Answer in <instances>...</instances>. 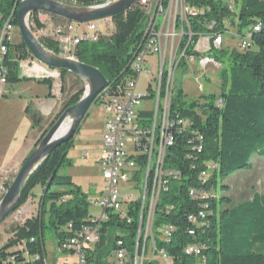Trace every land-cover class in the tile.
I'll return each mask as SVG.
<instances>
[{"label":"trees","instance_id":"1","mask_svg":"<svg viewBox=\"0 0 264 264\" xmlns=\"http://www.w3.org/2000/svg\"><path fill=\"white\" fill-rule=\"evenodd\" d=\"M19 1L17 0L16 5V0L0 1V24L14 7L13 23L14 26L17 25L16 10ZM58 1L92 6L105 0ZM188 1L210 6L208 11L190 19L193 41L199 35L212 31L217 32V38L223 43L222 34L225 33V39L236 38L239 49L227 52L228 47L220 46L208 51L209 54L217 51L214 53V60L218 64V54L226 55L229 62L228 70L220 75L217 94L201 95L184 106L178 103L181 91L173 97L171 116L179 115L187 119L189 128L176 134L173 144L167 148L166 167L178 170L181 175L177 180H171L167 191L160 194L153 222L154 234L159 233L158 229L162 225H172V237L166 243L159 242L156 238L155 241L165 249L171 264H264V193L254 192L250 199L230 204L221 211L217 210L218 200L215 194L218 179H226L241 169L249 170L250 160L254 155L264 158V0H233L234 10L227 7V0ZM52 18L54 21L65 22L57 17ZM207 21H215L218 25L208 29ZM224 21H228V24H223ZM111 22L114 32L109 37H100L96 42L81 41L71 51L75 60L98 69L108 81L106 90L109 93H112L116 82L123 83L128 64L143 35L145 16L137 5H132L125 12L112 16ZM256 25L258 28H254ZM228 26H233L234 30L231 31ZM39 28L41 25L37 23L34 28L31 27V31ZM245 34H249L248 47L242 49L238 45L237 36ZM38 40L44 48L59 55L57 42L53 38L40 37ZM187 49H190L188 54H191L192 45ZM16 53H19L20 58L32 56L22 40L17 44L8 43L3 56L8 68L7 83L20 79L18 65L11 57ZM181 64L185 63L182 61ZM59 70L62 76L71 74L64 69ZM83 92L82 85L67 99L59 115L75 104ZM108 92L104 94L108 95ZM218 98L222 100L220 106ZM26 111L32 126H37L40 117L32 113L29 107ZM73 138L74 136L57 146L24 184L15 210L26 202L32 188L40 184L42 194L38 211L35 216H30L22 224L11 228L12 236L0 247V263L6 256L20 252L22 243L25 244L23 249L45 255L43 230L46 227L51 228L58 247L61 241L73 236L82 225L88 223L87 195L80 186L73 183L71 176L59 173L60 168L65 166L67 150L72 145ZM66 164L70 165L68 161ZM208 165L212 166L208 185L214 188V197L212 195L208 198L206 230L190 236L187 233V215L194 212L199 203L190 199L188 190L199 186L198 176ZM222 199L229 204V198ZM167 206L172 209L167 212L160 210ZM108 217L107 221L101 223L99 240L87 256V264H110L106 258L114 248V241L119 238L127 246H132L130 249L133 251L137 223L127 224L112 214ZM116 228L117 231H110ZM191 242L203 245L198 254L184 253V247ZM32 264L44 263L40 260Z\"/></svg>","mask_w":264,"mask_h":264},{"label":"built area","instance_id":"2","mask_svg":"<svg viewBox=\"0 0 264 264\" xmlns=\"http://www.w3.org/2000/svg\"><path fill=\"white\" fill-rule=\"evenodd\" d=\"M111 1L113 0H105L103 3ZM16 3L17 0L14 5ZM133 5H137L145 16L142 38L128 64L123 83L116 92L100 96L104 123L98 164L103 186L96 198L88 199L89 205L98 209L99 214H89L88 223L82 225L73 236L61 241L57 247L59 253H67L71 264H87V256L99 240L101 223L109 219V214L127 224L137 223L133 251L132 246H127L122 239L114 241L112 252L115 264H160L158 261L171 264L170 257L166 256L162 246L157 245L155 238L164 243L170 240L172 225L164 224L158 229L159 233L154 234L153 222L160 194L167 191L171 180H177L181 175L178 170L166 167L167 148L173 144L176 134L189 128L187 119L179 115L172 117L170 114L175 76L180 66L190 65L196 59H199L201 76H204L209 64H217L213 58L204 54L211 48L217 49L224 44L217 43V32L212 31L199 35L196 41L192 40L190 19L198 17L205 10L208 11L209 5L192 4L188 0H136ZM234 5L233 0H227V7L234 10ZM13 20L14 7L0 24V95L5 93L7 84L8 68L4 64L3 56L15 28ZM98 21L106 29L112 24L111 18L83 24L69 21L54 24L52 16L42 12H33L27 18L29 27L34 28L37 23L41 25L38 37L53 38L60 47L59 55L71 59H74L71 51L79 42H96L100 38ZM223 24H228V21ZM217 25L215 21L206 22L208 29ZM47 26L51 28V33H48ZM77 27L83 29L77 32ZM254 28H258V25ZM248 35H235L239 38L240 48L248 47ZM184 42L185 46L182 47ZM189 45H192L191 54H188ZM152 55L156 56V88L149 83L146 93H137L139 75L142 72L154 74L149 61ZM182 61L184 65L181 64ZM30 68L31 72L45 76L51 67L40 63L39 66L33 64ZM196 82L198 83V77ZM198 85L202 91V84ZM152 98L155 99L153 107L142 109L143 100L151 101ZM220 105L222 100L218 98V106ZM206 167L198 176L199 186L188 190L190 199L199 203L198 208L187 215V233L190 236L206 230L208 198L212 195L214 197V188L208 185L212 166ZM10 181L11 178H5L0 184V200ZM120 189L125 191L121 192ZM171 209V206H167L160 210L167 212ZM30 240L33 241V238ZM23 247L25 244L22 243L20 252L6 256L0 264H32L40 260L49 264L45 255L31 253ZM202 247L199 242H191L183 251L185 254L195 255L196 250H201Z\"/></svg>","mask_w":264,"mask_h":264},{"label":"rangeland","instance_id":"3","mask_svg":"<svg viewBox=\"0 0 264 264\" xmlns=\"http://www.w3.org/2000/svg\"><path fill=\"white\" fill-rule=\"evenodd\" d=\"M53 23L57 24L61 22L53 20ZM98 24L100 27V37H109L114 32L112 24V28L107 29L103 27L101 21H98ZM228 28L231 31L234 30L233 26H228ZM46 29L48 30V33H51V28L49 26H47ZM82 29L83 27H77L76 31L80 32ZM33 33L36 35V37H38L39 32L37 29H33ZM39 38L40 37H38V39ZM20 41L21 37L18 32L17 25H15V28L11 33L10 42L13 44H17L20 43ZM222 41L223 43L225 41V43L221 44V46L229 48H227V52L232 49H239L235 37L225 39V33H223ZM57 47L60 51V47L58 44ZM215 52L217 51H212L210 54L207 52L204 55L214 59ZM11 57H13L12 61L17 63L19 76L21 80L23 79L22 83L18 86V89H21L22 92V90L26 91L31 88V92L34 94L35 91L37 92V89L42 88L38 87L37 83L33 82L32 79L38 80L40 82L47 81L49 82L48 85H50L49 89L53 90L50 91V94L53 95L51 96V98L54 99V106L53 109L45 116H40L38 113L35 114L36 116L40 117V121L37 126L35 125L33 127L31 125L32 128L37 129L34 133L33 131L35 129H30L31 126L29 127V124L24 121V118L20 114L21 110L12 111V104H9L7 106L6 116L0 118V184L4 181L3 173L7 170H11L12 164L14 163L12 158L13 139L18 138L20 141L27 133H29L28 138H30L32 135H35V137L39 138L45 130H48L50 128L49 125L51 124V122H55L59 117V112L67 99L82 86L81 82L78 81L74 75L65 74L62 76L59 69L49 68L45 76L36 74L34 73V71L31 72L30 67L33 64L38 66L40 65V62L33 56L26 55L25 58H20L19 53H16ZM216 58L220 63L218 64L214 60L217 65L209 64L205 69L204 76H201L202 70L198 64L199 59H196L195 62L190 65L179 67L176 72L174 81V97L178 95V91L182 92V94L179 96L178 102L181 106L188 104L191 100L196 99L201 95L212 93L217 94L219 92L220 75L224 70H228L229 62L226 60V55L218 54ZM149 61L150 66L154 69V74L149 75L142 72L139 75L136 84V92L140 94L146 93L148 91L149 83L152 84L154 89L157 85L156 80L154 79V77L157 75L156 56H150ZM197 77L198 83L196 82ZM199 83L202 84V91L199 90ZM27 94L28 93H26L25 95L22 94L23 100L24 96L26 97ZM23 100H14V102L12 103L16 105H22ZM154 100V98H152L151 101L147 99L143 100V102L141 103V108H152ZM32 113H35V111H32ZM103 123L104 111L100 106L99 99H97L96 102H94L91 106L84 121L76 131L73 138V143L67 150L66 159L70 163V165H67L66 161L65 166H62L59 170L60 174L69 175L72 177L73 183L81 187L82 191L87 195V199L96 198L103 186V181L101 178V168L98 164ZM129 151H132L131 148H129ZM250 162L251 167L249 170L241 169L234 172L226 179L217 180L215 194L218 200V211L227 208L230 204H237L250 199L254 192L264 193V158H260L254 155L252 156ZM8 175V177L11 178L12 181V172ZM11 181L8 183L10 184ZM120 190L121 192L125 191V189ZM41 194L42 186L40 184H36L32 188L30 195L25 202L27 203L29 199L30 203L28 204L32 205V209H35V212L30 216H35L37 214ZM223 197H227L230 199L229 204L227 201H224L222 199ZM25 203L22 204V206L25 205ZM22 206H20V208ZM20 208L15 210L6 219H4V221L0 223V247L3 246L12 236L11 228L16 225L22 224L26 220V218L30 217L26 216L23 211L21 212ZM89 214L97 216L99 214V210L89 205ZM113 230L117 231L118 228L111 229L110 231L113 232ZM43 238L46 259L49 264H71V260L68 259L67 253H59L57 251L54 234L50 227L44 228ZM54 258H57L55 262ZM156 260L158 259L156 258ZM106 261L110 264H115L113 252H111L107 256ZM158 262L162 264L161 261Z\"/></svg>","mask_w":264,"mask_h":264},{"label":"water","instance_id":"4","mask_svg":"<svg viewBox=\"0 0 264 264\" xmlns=\"http://www.w3.org/2000/svg\"><path fill=\"white\" fill-rule=\"evenodd\" d=\"M135 1L113 0L92 6L69 4L58 0L19 1L16 10L17 29L28 51L40 63L51 68L64 69L74 75L82 83L84 92L75 104L64 109L23 160L1 197L0 223L15 211L21 190L32 172L57 146L75 135L97 95L108 85L106 78L95 67L56 55L44 48L28 26V16L33 12H42L65 21L83 24L125 12ZM64 122H67L68 127L64 133L59 134V128Z\"/></svg>","mask_w":264,"mask_h":264},{"label":"crops","instance_id":"5","mask_svg":"<svg viewBox=\"0 0 264 264\" xmlns=\"http://www.w3.org/2000/svg\"><path fill=\"white\" fill-rule=\"evenodd\" d=\"M22 80L20 78L19 80L15 82H10L6 84L5 93L0 95V118L6 116L7 106L9 104H12V111L21 110L20 114L24 118V121H26L30 127L32 123L26 111V108L29 107L30 111H33V112L35 111V113H38L40 116L47 115L53 109V106H54L53 105L54 99L51 98V96L53 95L50 94L51 93L50 91H53V90L49 89L50 88V85H48L49 82L47 81L40 82L38 80L32 79L33 82L37 83V86L42 89H37V92L35 91L34 94L31 92L32 90L31 88H29L26 91L22 90L21 92V89L19 90L18 86L22 83ZM25 92L28 94L26 97L24 96V100H23L22 94L25 95L26 94ZM14 100H23L22 105L13 104L12 102H14ZM30 129H35L33 133L37 130L36 128H32V126ZM28 137H29V133L25 134L23 139H21L20 141L18 138L13 139L12 158H13L14 163L12 164L11 170H7L6 172L3 173V179L7 178L9 176L8 174H10L11 172H12V179H13L14 174L19 169L23 160L28 155V153L31 151V149L34 147L38 138L35 137V135H32L30 138ZM28 203H30L29 199H28V202L25 203V205H23L20 208V211L21 212L23 211V213H25L26 216H30L32 213L35 212V209H32V205ZM56 259L57 258H54V262L56 261Z\"/></svg>","mask_w":264,"mask_h":264},{"label":"bare ground","instance_id":"6","mask_svg":"<svg viewBox=\"0 0 264 264\" xmlns=\"http://www.w3.org/2000/svg\"><path fill=\"white\" fill-rule=\"evenodd\" d=\"M19 3V2H18ZM17 6H18V4H17ZM217 43H220V40H219V38H217ZM120 84H122V83H119V82H116V84L114 85V87H113V90H112V93H114V92H116V90H117V88H119V86H120ZM108 86V85H107ZM106 86V87H107ZM106 87L100 92V95H97V97H96V100L97 99H99V101H100V96H107V95H105L104 93H106V92H108L107 90H106ZM112 93H109L108 92V95H110V94H112ZM96 100H95V102H96ZM67 127H68V124H67V122H64L63 124H62V126L59 128V134H62V133H64L65 132V130L67 129ZM171 232H172V228H171ZM166 253V252H165ZM199 253V250H196V254H198ZM166 256H168L167 254H166Z\"/></svg>","mask_w":264,"mask_h":264}]
</instances>
